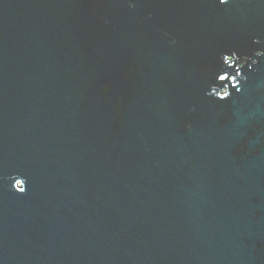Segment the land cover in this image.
Instances as JSON below:
<instances>
[{"label": "water", "instance_id": "1", "mask_svg": "<svg viewBox=\"0 0 264 264\" xmlns=\"http://www.w3.org/2000/svg\"><path fill=\"white\" fill-rule=\"evenodd\" d=\"M0 264H264V0H0Z\"/></svg>", "mask_w": 264, "mask_h": 264}]
</instances>
